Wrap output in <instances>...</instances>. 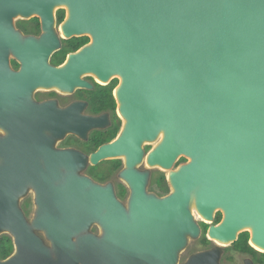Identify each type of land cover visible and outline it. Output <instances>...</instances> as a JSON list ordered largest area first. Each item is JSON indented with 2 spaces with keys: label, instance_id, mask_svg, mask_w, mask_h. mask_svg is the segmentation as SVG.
<instances>
[{
  "label": "water",
  "instance_id": "obj_1",
  "mask_svg": "<svg viewBox=\"0 0 264 264\" xmlns=\"http://www.w3.org/2000/svg\"><path fill=\"white\" fill-rule=\"evenodd\" d=\"M56 6L68 9L66 37H93L61 67L48 62L60 47ZM18 17H37L40 35H23ZM85 72L104 81L120 75L126 120L118 138L89 159L52 145L67 131L84 135L97 120L32 99L36 88L86 85ZM0 128V233L14 240L11 258L0 264H176L187 238L200 235L192 206L209 221L215 210L223 213L207 231L212 239L228 245L250 228L264 249V0H0ZM159 132L150 167L170 170L179 155L188 158L169 172L164 197L148 194L147 175L134 171L143 141ZM118 157L131 190L127 205L111 184L74 174L87 161ZM60 168L63 185L51 188ZM30 185L40 207L34 226L51 248L18 207ZM92 224L100 236L72 242ZM218 255L201 251L187 264H217Z\"/></svg>",
  "mask_w": 264,
  "mask_h": 264
},
{
  "label": "flooded vegetation",
  "instance_id": "obj_2",
  "mask_svg": "<svg viewBox=\"0 0 264 264\" xmlns=\"http://www.w3.org/2000/svg\"><path fill=\"white\" fill-rule=\"evenodd\" d=\"M58 8V7H57ZM56 10V8H55ZM54 10V11H55ZM60 10V9H59ZM63 10V18L59 23L57 20V12H55V30L60 38V47L55 50L50 57L48 62L52 66H64L69 62L70 56L81 52L93 43V37L90 33L84 32L81 34H73L69 37L64 35L62 30L63 23L68 20V9L65 7ZM32 19V18H30ZM19 20L15 27L21 31L25 36H39L41 33L40 22H39V32L36 34H26L23 27L20 26L21 21ZM39 20V19H38ZM10 64L14 71H19L21 64L17 61L15 57H10ZM81 80L85 82L86 85L75 87L74 90L68 92H60L58 89L37 91L35 93L34 101L37 104H42L46 102H54L56 108L62 110H69L73 114L78 116L95 118L97 121L94 126H90L84 135L76 132H65L61 137L55 138L58 141L56 145H52L54 150H72L79 152L87 159L95 153L102 145L114 142L125 125V118L121 112L122 103L119 99V90L122 83V78L119 74H111L107 80L100 79L97 75L91 72H85L80 76ZM37 89V88H36ZM39 89V88H38ZM115 131V132H114ZM112 133L114 135L111 137ZM49 136L51 133L46 132ZM5 132L0 128V137H3ZM163 132H159L154 140L143 141L142 151L143 155L139 162L136 163L134 171L138 174L147 175V188L148 193H152L157 197H164L169 194L171 188L168 181L169 172L175 171L182 164L186 163L188 160L185 157L178 156L174 161L172 168L170 170H164L158 166L150 167L148 165L147 157L149 153L155 149L158 144L162 141ZM125 168L124 157L110 158L99 161L97 164H91L87 161L86 166L81 171H75L74 174L78 177H85L96 184L106 185L111 184L115 192L116 197L120 201H127L130 197V187L128 184L122 180L119 174ZM59 177L50 186L51 188H59L63 185L62 179L66 176L64 168H60ZM28 194L20 202V210L23 212L25 219L29 222L28 225L33 233V235L38 238L42 244L51 245L53 241L47 236L45 231L40 228H36L34 223L37 220V211L39 210V204L37 202V193L33 185L27 187ZM192 213L198 220V226L200 228V235L195 242V248L192 255L188 257L185 264L188 263L191 256L201 251H207L211 249H218L219 255L217 259V264H264V259L261 254L264 250L257 247L250 239V230L242 231L238 234L237 239L230 244H223L220 241L212 239L207 235V231L210 226L218 225L223 218V213L219 210H215L213 214V220H204L194 208H191ZM26 220V221H27ZM88 232H79L71 237L72 242L77 243L80 237L86 234H91L95 236L98 235L99 225L92 224L89 227ZM250 232H249V231ZM247 232L248 238L246 245L251 249H245L246 246H235V242L238 240L241 233ZM205 237L208 241L206 246L201 244V239ZM0 239H9L13 250L11 254L1 258L0 261H6L11 258L14 252V240L13 237L4 232L0 235ZM51 258H55L54 254H51Z\"/></svg>",
  "mask_w": 264,
  "mask_h": 264
},
{
  "label": "trees",
  "instance_id": "obj_3",
  "mask_svg": "<svg viewBox=\"0 0 264 264\" xmlns=\"http://www.w3.org/2000/svg\"><path fill=\"white\" fill-rule=\"evenodd\" d=\"M63 18V10H58L57 12V20L60 23L62 21ZM20 26L23 27L24 31L26 32V34L32 33V34H36L39 32V20L37 17H33L30 20L27 21H21ZM29 27V28H28ZM115 132V131H114ZM114 135V133H112L111 137ZM248 238V234L247 232L241 233L239 235L238 240L235 242V246H246V248H248L249 250H251L247 245H246V241ZM201 244L203 246H206L208 244V241L205 239V237H203L201 239ZM13 250L12 244L10 242L9 239H0V257L3 258L9 254H11ZM261 256H263L264 259V253L261 254Z\"/></svg>",
  "mask_w": 264,
  "mask_h": 264
},
{
  "label": "rangeland",
  "instance_id": "obj_4",
  "mask_svg": "<svg viewBox=\"0 0 264 264\" xmlns=\"http://www.w3.org/2000/svg\"><path fill=\"white\" fill-rule=\"evenodd\" d=\"M65 7L63 6V7H58V8H56V12H57V10H59V9H64ZM19 20H21V18L20 17H18V18H15L14 19V24L16 25V23L19 21ZM29 28V27H28ZM45 90H52V89H45V88H37V89H35L34 90V92L32 93V99H34V95H35V93L37 92V91H45ZM60 92H64V91H60ZM58 143V141H55L54 142V145H56ZM180 156H182V155H180ZM183 157V156H182ZM185 159H187L188 160V158H186L185 157ZM121 174V173H120ZM120 174H119V176H120ZM121 178V177H120ZM122 179V178H121ZM110 184V183H109ZM99 185H101V184H99ZM146 188H147V184H146ZM27 190H30V188L29 189H27ZM27 190H26V192L24 193V194H22L20 197H19V200H18V207H19V209H20V202L24 199V198H26L27 197V194H28V192H27ZM171 191V190H170ZM146 192L148 193V191L146 190ZM148 194H151V195H153L152 193H148ZM124 205H127V203H128V201H127V203H125V201H121ZM217 210H219V209H217ZM220 211V210H219ZM192 215L194 216V214L192 213ZM194 219H195V221H197V223H198V220L195 218V216H194ZM27 220V219H26ZM27 222H29L28 220H27ZM88 231H90L89 229L86 231V232H88ZM4 232H6V231H3V232H1L0 233V235L2 234V233H4ZM8 233V232H7ZM101 233H102V231H101V229H100V227H99V230H98V235L100 236L101 235ZM198 239V238H197ZM197 239H192V238H190V237H188L187 238V242H186V245H185V247L183 248V249H181L180 251H179V253H178V258H177V262H176V264H185V262H186V260L188 259V257L190 256V255H192L193 254V252H194V248H195V242L197 241ZM46 247H48V248H51V245H46V244H44ZM235 264H237V262L235 263Z\"/></svg>",
  "mask_w": 264,
  "mask_h": 264
},
{
  "label": "bare ground",
  "instance_id": "obj_5",
  "mask_svg": "<svg viewBox=\"0 0 264 264\" xmlns=\"http://www.w3.org/2000/svg\"><path fill=\"white\" fill-rule=\"evenodd\" d=\"M58 6H56L55 8H57ZM55 8H54V10H55ZM191 208H194L195 210H196V208H195V206H192ZM198 213V212H197ZM199 214V213H198ZM200 215V214H199ZM201 216V215H200ZM202 217V216H201ZM203 218V217H202ZM204 219V218H203ZM204 220H206V219H204ZM245 229H249L250 230V228H245ZM252 242H253V240H252ZM254 243V242H253ZM257 247H260L259 245H257L256 243H254ZM261 249H263L262 247H260ZM264 250V249H263Z\"/></svg>",
  "mask_w": 264,
  "mask_h": 264
}]
</instances>
